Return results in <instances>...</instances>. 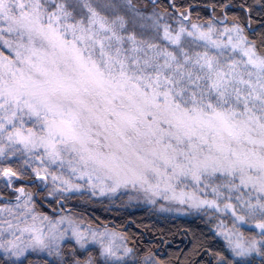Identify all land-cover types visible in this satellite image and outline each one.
<instances>
[{"label": "snow or ice", "instance_id": "6c2138e0", "mask_svg": "<svg viewBox=\"0 0 264 264\" xmlns=\"http://www.w3.org/2000/svg\"><path fill=\"white\" fill-rule=\"evenodd\" d=\"M195 10L0 0L2 264H161L127 230L42 210L74 193L201 215L222 246L197 240L198 264H264V0Z\"/></svg>", "mask_w": 264, "mask_h": 264}, {"label": "trees", "instance_id": "16d2710c", "mask_svg": "<svg viewBox=\"0 0 264 264\" xmlns=\"http://www.w3.org/2000/svg\"><path fill=\"white\" fill-rule=\"evenodd\" d=\"M163 4L164 0H160ZM191 3L196 10L193 16L199 13L206 18L203 8L210 0H185ZM41 194H38L40 196ZM47 196V193H43ZM42 198V197H41ZM63 207L56 205V200L49 202L44 200L42 210L47 214L70 208V212H79L92 225L108 223V227L121 231L127 230L131 233L129 247L138 250L137 255L144 257L150 253L155 254L162 264H179L186 258L191 259L193 264L208 259L203 249L197 255H191L194 243L199 240L205 246L211 245L212 249L219 250L222 241L211 232L212 225L198 214H186L184 216H166L158 214L150 207L129 203L127 197L114 200L108 198L91 197L90 194H71L66 199L58 197ZM68 245L66 248H70ZM51 261L46 257L32 254L25 261V264H48ZM260 258H255V264H259ZM2 264V258H0Z\"/></svg>", "mask_w": 264, "mask_h": 264}, {"label": "rangeland", "instance_id": "374dc122", "mask_svg": "<svg viewBox=\"0 0 264 264\" xmlns=\"http://www.w3.org/2000/svg\"><path fill=\"white\" fill-rule=\"evenodd\" d=\"M131 203L150 207L146 203H140V202H137V201H132ZM151 210H153V209L151 208ZM56 213H60L61 215L71 214L75 220H77V221L83 220V223H84L85 226H87V225H91L93 227L97 226V225H92L91 223H89L84 218V215L82 213H79V212H74V211L70 212V211L62 210V211H59V212H56ZM158 214H162V215H166V216H184V215H186L185 213H183V211H177V210H173L172 212H169V213H158ZM150 254H151L152 257L155 258V260L160 261V260H158V257L155 254H153V253H150ZM35 255H40V256L46 257L49 260H54L55 259L54 257H48L46 254H35Z\"/></svg>", "mask_w": 264, "mask_h": 264}, {"label": "water", "instance_id": "95a60500", "mask_svg": "<svg viewBox=\"0 0 264 264\" xmlns=\"http://www.w3.org/2000/svg\"><path fill=\"white\" fill-rule=\"evenodd\" d=\"M64 209H65L66 211H70V208H68V207H64ZM57 212H59V210H58ZM105 224L108 226V223H105Z\"/></svg>", "mask_w": 264, "mask_h": 264}]
</instances>
